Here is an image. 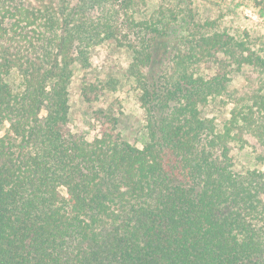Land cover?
<instances>
[{"label":"trees","instance_id":"1","mask_svg":"<svg viewBox=\"0 0 264 264\" xmlns=\"http://www.w3.org/2000/svg\"><path fill=\"white\" fill-rule=\"evenodd\" d=\"M142 1L0 0V264H264V57ZM108 41L131 53L143 147L106 109L92 140L70 122L75 69Z\"/></svg>","mask_w":264,"mask_h":264},{"label":"rangeland","instance_id":"2","mask_svg":"<svg viewBox=\"0 0 264 264\" xmlns=\"http://www.w3.org/2000/svg\"><path fill=\"white\" fill-rule=\"evenodd\" d=\"M137 13L140 17L170 21L172 32L181 34L201 31H228L239 39H248L253 49L264 57V0H144ZM131 53L115 41L93 48L90 64L77 66L70 85L71 125L84 131L92 140L100 131L94 119L96 108L113 112L119 119L118 129L131 142L143 147L145 138L144 110L138 99L139 90L128 74ZM248 68L237 77L243 78ZM94 83L104 94L93 102L86 101L82 87ZM229 106L220 99L205 107V113L216 116L221 127L228 117ZM240 169L254 165L249 149L234 152ZM66 194V189L63 188Z\"/></svg>","mask_w":264,"mask_h":264}]
</instances>
